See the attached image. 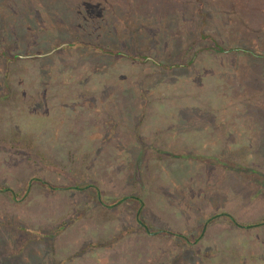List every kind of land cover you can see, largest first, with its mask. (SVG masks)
Returning <instances> with one entry per match:
<instances>
[{"label": "rangeland", "instance_id": "1", "mask_svg": "<svg viewBox=\"0 0 264 264\" xmlns=\"http://www.w3.org/2000/svg\"><path fill=\"white\" fill-rule=\"evenodd\" d=\"M234 1L0 0V264H264V0Z\"/></svg>", "mask_w": 264, "mask_h": 264}, {"label": "trees", "instance_id": "2", "mask_svg": "<svg viewBox=\"0 0 264 264\" xmlns=\"http://www.w3.org/2000/svg\"><path fill=\"white\" fill-rule=\"evenodd\" d=\"M255 4H256V0H235L234 1V4H232V9L234 8L235 9V11H237V6H239V7H241L242 9L243 8H245V11L247 10V9H250V8H253L254 6H255ZM217 47H220L219 48V50H225V48L224 47H221V46H218V45H216L215 46V48L217 49ZM218 50V49H217ZM262 55V54H261ZM263 56H264V54H263ZM181 64V63H180ZM177 64H172V63H167V64H163L162 63V66L163 67H166V68H171V67H173V66H176ZM182 65V64H181ZM131 100L133 101V98L131 97ZM131 113H132V108H131ZM23 140V139H22ZM21 141V140H20ZM27 141H29L27 144H24L25 142H27ZM16 142H12V146H16ZM17 145H23V146H32L31 148H36V146L34 145V143H32L30 140H23V142L21 141L20 143H18ZM41 156V155H40ZM194 157V156H193ZM195 157H199L198 155L196 156L195 155ZM27 160H29V158H27ZM55 188H57V187H55ZM110 204V203H109ZM220 214H227V213H225V212H221ZM219 214V215H220ZM218 215V216H219ZM228 216H229V214H227ZM230 218H231V220L235 223V224H237V225H241V226H245V225H242V224H240L237 220H234V218L230 215L229 216ZM139 222H141V221H139ZM142 224L139 226V227H143V228H145L146 229V231L149 233H151V231L149 230V228L143 223V222H141ZM247 226H250V225H247ZM130 227H127V229L126 230H123L122 232H120L117 236H115L114 237V239H113V241H116L117 239H119L120 237H122V236H124V235H126V234H128L129 232H130ZM136 229V228H135ZM134 229V230H135ZM134 230H131V232L133 233L134 232ZM175 234V233H174ZM178 235H180V234H178ZM181 237H182V235H181ZM185 238V237H184ZM197 238V237H196ZM185 240H186V238H185ZM196 240V239H195ZM197 240H198V238H197ZM192 241H194V240H192Z\"/></svg>", "mask_w": 264, "mask_h": 264}, {"label": "flooded vegetation", "instance_id": "3", "mask_svg": "<svg viewBox=\"0 0 264 264\" xmlns=\"http://www.w3.org/2000/svg\"><path fill=\"white\" fill-rule=\"evenodd\" d=\"M108 205H111V204H108ZM209 221H211V218H209V220L206 221L205 226L209 223ZM187 240H189V239L187 238ZM192 242H193V241H192Z\"/></svg>", "mask_w": 264, "mask_h": 264}, {"label": "crops", "instance_id": "4", "mask_svg": "<svg viewBox=\"0 0 264 264\" xmlns=\"http://www.w3.org/2000/svg\"><path fill=\"white\" fill-rule=\"evenodd\" d=\"M208 225V224H207ZM207 225L204 227V231H203V233H201V235H204V233H205V229H206V227H207ZM241 226V225H240Z\"/></svg>", "mask_w": 264, "mask_h": 264}, {"label": "water", "instance_id": "5", "mask_svg": "<svg viewBox=\"0 0 264 264\" xmlns=\"http://www.w3.org/2000/svg\"><path fill=\"white\" fill-rule=\"evenodd\" d=\"M230 216V215H229Z\"/></svg>", "mask_w": 264, "mask_h": 264}]
</instances>
